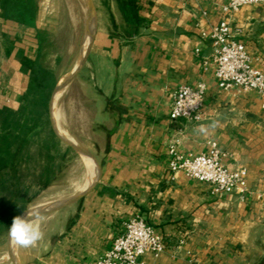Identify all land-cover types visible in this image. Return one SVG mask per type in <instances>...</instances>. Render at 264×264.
I'll return each instance as SVG.
<instances>
[{
	"label": "crops",
	"instance_id": "obj_1",
	"mask_svg": "<svg viewBox=\"0 0 264 264\" xmlns=\"http://www.w3.org/2000/svg\"><path fill=\"white\" fill-rule=\"evenodd\" d=\"M91 1L95 27L78 85L92 105L99 181L55 237L12 264H86L133 215L166 245L158 256L146 252L145 264H264V110L255 91L219 88L208 61L210 33L227 0ZM87 3L0 0V107L23 102L30 72L22 59L42 55L39 37L59 39L65 25H86ZM230 25L253 64L264 67V7H241ZM200 81L201 120H171L174 90ZM211 142L224 166L245 169V192L218 197L208 184L168 169L169 147L195 155ZM95 177L96 170L81 191Z\"/></svg>",
	"mask_w": 264,
	"mask_h": 264
},
{
	"label": "rangeland",
	"instance_id": "obj_2",
	"mask_svg": "<svg viewBox=\"0 0 264 264\" xmlns=\"http://www.w3.org/2000/svg\"><path fill=\"white\" fill-rule=\"evenodd\" d=\"M70 4L77 7V3ZM85 26V22L74 26L67 24L60 32L59 39L45 42L39 62L51 72L46 88L39 92L27 87L24 100L17 109L0 110V264H12L14 256L32 249L17 246L9 239L8 228L13 219L23 216L39 203H53L71 196L74 183L85 170L81 154L56 138L47 113L57 82L80 59ZM79 75L80 72L59 94V118L54 106L53 122L58 133L65 136L61 126L91 154L87 155L93 175L97 165L99 169V160L93 151L97 139L93 132L96 128L90 119V99L80 93ZM57 94L58 90L55 92V101ZM37 100L43 101L41 111L35 104ZM65 149L67 152L64 154ZM78 201L34 220L40 225L44 239L56 236L52 233L56 234L67 215L74 213Z\"/></svg>",
	"mask_w": 264,
	"mask_h": 264
},
{
	"label": "built area",
	"instance_id": "obj_3",
	"mask_svg": "<svg viewBox=\"0 0 264 264\" xmlns=\"http://www.w3.org/2000/svg\"><path fill=\"white\" fill-rule=\"evenodd\" d=\"M254 4L264 7V0H227L220 6L221 18L210 33L211 54L208 61L213 65L219 88L255 91L264 110V67L257 68L253 64L245 44L236 38L230 25L233 13L245 5ZM205 94L206 84L202 81L195 85L178 86L172 93L169 118L200 121ZM168 152V169L172 173L182 171L189 178L208 184L212 194L222 197L235 191H246L245 169L224 166L216 143L211 142L207 152L195 155L181 154L173 146ZM259 197L264 199V189ZM165 250L162 235L143 217L133 215L123 222V229L112 239L110 248L86 264H145L143 256L146 252L158 256Z\"/></svg>",
	"mask_w": 264,
	"mask_h": 264
},
{
	"label": "water",
	"instance_id": "obj_4",
	"mask_svg": "<svg viewBox=\"0 0 264 264\" xmlns=\"http://www.w3.org/2000/svg\"><path fill=\"white\" fill-rule=\"evenodd\" d=\"M93 13H94V10H93L92 1L88 0V3H87V21H86L85 33H84V39L87 38L85 53L78 60L76 65L69 71V73L67 74L66 80L63 83V85L61 86V88H64L65 86H67V84H69V82L81 71L82 67L84 66V64L87 60L88 53H89V47H90V41H91V30H92L93 21H94ZM88 33H89V37L87 35ZM58 83H59V81L57 82L56 86L54 87L52 96H51L50 101H49V106H48V111H47L49 118L52 115L53 109L55 106V92L59 89ZM60 96H59V98H60ZM57 103H58V101H57ZM53 133L56 136V138H58L63 144H65L66 146H68L72 150H74L80 154H90L85 148H83L81 145H79L73 139H69V138L63 136L62 134H60L58 132L53 131ZM99 173H100V168L98 169L97 175H96L95 179L93 180V184H92V187L90 189L82 191L80 193H76V194L71 195L67 198H64L60 201L49 203V204L41 207L36 213H34L31 216H27V217L21 216V217L26 218V219L35 220L41 216L48 215L50 213H53L55 211H58L64 207H66L72 203L77 202L79 199H81V198L85 197L87 194H89L96 187V185L99 181ZM11 225H12V223L10 224L9 228L11 227ZM9 228H8V232H9Z\"/></svg>",
	"mask_w": 264,
	"mask_h": 264
},
{
	"label": "bare ground",
	"instance_id": "obj_5",
	"mask_svg": "<svg viewBox=\"0 0 264 264\" xmlns=\"http://www.w3.org/2000/svg\"><path fill=\"white\" fill-rule=\"evenodd\" d=\"M93 30V29H92ZM88 35V37H89V33L87 34ZM86 44H87V38H85L84 39V42H83V45H82V47H81V50H80V53H79V57L81 58L83 55H84V53H85V49H86ZM78 61H76L75 62V64L72 66V68L76 65V63H77ZM71 68V69H72ZM71 69H69V70H66L64 73H63V75H62V77L61 78H63L65 75H67L68 73H69V71L71 70ZM61 78L59 79V82H60V80H61ZM65 80H66V78H63L62 80H61V82L60 83H58V94H57V97H56V101H55V113H57V115H58V118H59V107H61V106H58V103H57V101H58V99H59V94H61V92H63V89L64 88H61V86L63 85V83L65 82ZM60 113H62V112H60ZM62 116V115H61ZM50 122H51V125H52V127H53V129H54V131L55 132H57V130H56V128H55V125H54V122H53V113H52V115L50 116ZM64 119V118H63ZM59 123V122H58ZM61 125V123L59 124V126ZM62 125H63V123H62ZM60 128H61V130H62V132H63V134L67 137V138H69V139H72L71 138V136L69 135V133L68 132H66L65 130H63L62 129V127L60 126ZM75 140V139H74ZM78 154H80V153H78ZM91 155V154H90ZM81 156V160H82V162H83V165H84V172H83V175L81 176V173L79 174L80 175V178H79V180H77L75 183H74V186H73V194H71V195H74V194H76V193H80V192H82L81 190L86 186V185H88L90 182H91V180L93 179V175L91 174L92 172H94V171H92V168H91V164H90V161H89V157H88V155L87 154H81L80 155ZM82 164V163H81ZM80 166H82V165H80ZM97 168H96V175H97V172H98V166H96ZM77 179V178H76ZM93 184V183H92ZM92 184L88 187V188H86L85 190H88V189H90L91 187H92ZM85 190H83V191H85ZM55 193H57V192H55ZM60 197V196H59ZM63 197V196H62ZM54 199V198H53ZM57 199V198H56ZM59 199V198H58ZM57 199V200H58ZM52 200V199H51ZM60 200V199H59ZM47 204H49V202H47V201H45V202H42V203H39V204H37L36 206H34V207H32V208H30L27 212H25L24 213V215H23V217H27V216H31V215H33L34 213H36L41 207H43V206H45V205H47ZM34 221V220H33ZM12 254H14L13 252H12ZM9 255V254H8ZM7 255H4V257H6ZM1 260V259H0Z\"/></svg>",
	"mask_w": 264,
	"mask_h": 264
},
{
	"label": "clouds",
	"instance_id": "obj_6",
	"mask_svg": "<svg viewBox=\"0 0 264 264\" xmlns=\"http://www.w3.org/2000/svg\"><path fill=\"white\" fill-rule=\"evenodd\" d=\"M9 239L17 246L29 248L35 246L43 238L40 225L32 219L17 216L9 228Z\"/></svg>",
	"mask_w": 264,
	"mask_h": 264
},
{
	"label": "trees",
	"instance_id": "obj_7",
	"mask_svg": "<svg viewBox=\"0 0 264 264\" xmlns=\"http://www.w3.org/2000/svg\"><path fill=\"white\" fill-rule=\"evenodd\" d=\"M48 40L42 37H39V51H42L43 46L45 44V42H47ZM39 57L40 55L37 57H35L34 59H29V58H23L22 59V66L26 69L29 70L30 72V81H29V85H28V89H35L39 92H42L43 89L46 88V85L48 83V78L51 75L50 70L44 68L43 66H41L40 62H39ZM24 100V99H23ZM42 100H37V102H35L36 106L39 107L40 111L43 109L42 107ZM1 109H5V110H12L9 108H0ZM67 152V149L64 150V154Z\"/></svg>",
	"mask_w": 264,
	"mask_h": 264
}]
</instances>
